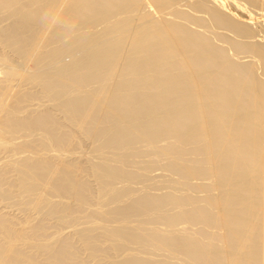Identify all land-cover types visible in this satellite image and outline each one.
Here are the masks:
<instances>
[{
    "label": "bare ground",
    "instance_id": "obj_1",
    "mask_svg": "<svg viewBox=\"0 0 264 264\" xmlns=\"http://www.w3.org/2000/svg\"><path fill=\"white\" fill-rule=\"evenodd\" d=\"M0 264H264V0H0Z\"/></svg>",
    "mask_w": 264,
    "mask_h": 264
}]
</instances>
